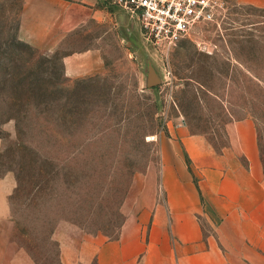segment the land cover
<instances>
[{
  "label": "rangeland",
  "instance_id": "1",
  "mask_svg": "<svg viewBox=\"0 0 264 264\" xmlns=\"http://www.w3.org/2000/svg\"><path fill=\"white\" fill-rule=\"evenodd\" d=\"M19 8L20 0H0V185L8 190L12 241L37 264H59L60 239L118 236L133 178L158 169L159 141L172 128L187 124L217 149L226 143L225 118L205 89L222 88L228 63L209 52L224 35L236 57H249L256 40L236 28L264 10L232 0L220 28L200 24L161 54L137 25L121 31V21L39 49L18 36ZM93 45L101 52L96 68L65 75L62 58L84 63L79 54ZM149 65L159 79L154 86ZM257 131L264 170V118ZM199 222L207 233L208 221Z\"/></svg>",
  "mask_w": 264,
  "mask_h": 264
},
{
  "label": "crops",
  "instance_id": "2",
  "mask_svg": "<svg viewBox=\"0 0 264 264\" xmlns=\"http://www.w3.org/2000/svg\"><path fill=\"white\" fill-rule=\"evenodd\" d=\"M237 3L264 10V0ZM123 15L103 0H20L17 33L31 46L54 50L70 33L90 26L113 30L121 21L125 31L137 25ZM236 29L256 40L251 54L236 57L223 35L209 53L228 63L224 84L205 89L225 118L226 143L217 149L206 133L187 124L172 128L159 141L158 169L148 166L133 178L126 200L131 207L118 236L60 239L59 264H87L93 258L95 264H264V170L257 131L264 118V16ZM79 55L86 62L73 54L62 58L65 75L95 69L101 52L93 45ZM236 72L243 76L239 82ZM7 196L0 185V264H37L11 239ZM200 217L211 227L207 233Z\"/></svg>",
  "mask_w": 264,
  "mask_h": 264
},
{
  "label": "built area",
  "instance_id": "3",
  "mask_svg": "<svg viewBox=\"0 0 264 264\" xmlns=\"http://www.w3.org/2000/svg\"><path fill=\"white\" fill-rule=\"evenodd\" d=\"M135 22L146 42L161 54L177 46L200 24L220 28L232 0H105Z\"/></svg>",
  "mask_w": 264,
  "mask_h": 264
},
{
  "label": "water",
  "instance_id": "4",
  "mask_svg": "<svg viewBox=\"0 0 264 264\" xmlns=\"http://www.w3.org/2000/svg\"><path fill=\"white\" fill-rule=\"evenodd\" d=\"M157 74L155 73L154 69L149 65L148 66V72H147V81H148V86H154L156 85L158 81Z\"/></svg>",
  "mask_w": 264,
  "mask_h": 264
},
{
  "label": "trees",
  "instance_id": "5",
  "mask_svg": "<svg viewBox=\"0 0 264 264\" xmlns=\"http://www.w3.org/2000/svg\"><path fill=\"white\" fill-rule=\"evenodd\" d=\"M259 145H260V140H259ZM260 149H261V146H260Z\"/></svg>",
  "mask_w": 264,
  "mask_h": 264
}]
</instances>
